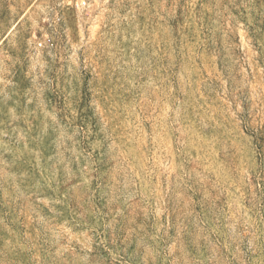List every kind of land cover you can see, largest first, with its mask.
I'll list each match as a JSON object with an SVG mask.
<instances>
[{"label": "rangeland", "instance_id": "rangeland-1", "mask_svg": "<svg viewBox=\"0 0 264 264\" xmlns=\"http://www.w3.org/2000/svg\"><path fill=\"white\" fill-rule=\"evenodd\" d=\"M0 264H264V0H0Z\"/></svg>", "mask_w": 264, "mask_h": 264}]
</instances>
